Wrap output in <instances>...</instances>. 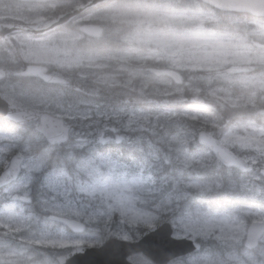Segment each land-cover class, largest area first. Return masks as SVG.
Listing matches in <instances>:
<instances>
[{
  "label": "snow or ice",
  "instance_id": "obj_1",
  "mask_svg": "<svg viewBox=\"0 0 264 264\" xmlns=\"http://www.w3.org/2000/svg\"><path fill=\"white\" fill-rule=\"evenodd\" d=\"M36 8L33 34L15 37L30 58L71 56L77 35L55 33L57 25L98 36L102 29L91 23L111 20L136 24L176 64L207 73L230 61L234 72L250 71L239 62L247 58L242 30L264 17V0H114L110 6L40 0ZM210 23L234 30L209 33ZM156 24L164 30L154 32ZM239 82L264 88V77ZM0 106V127L13 137L0 145V264H264V207L254 212L228 204L236 192L232 165L264 169V125L238 123L223 139L207 132L191 139L184 131L161 154L152 145L145 150L143 137L97 120L75 133V143L50 145L41 137L33 146L20 142L7 103ZM32 119L60 135L49 113ZM189 144L193 159H182ZM233 145L245 150V160L233 156ZM251 198L264 205V187ZM182 239L194 241V251H177L173 241Z\"/></svg>",
  "mask_w": 264,
  "mask_h": 264
},
{
  "label": "rangeland",
  "instance_id": "obj_2",
  "mask_svg": "<svg viewBox=\"0 0 264 264\" xmlns=\"http://www.w3.org/2000/svg\"><path fill=\"white\" fill-rule=\"evenodd\" d=\"M39 3L40 0H0V23L8 20L28 23L34 20L37 15L36 6ZM94 22L101 23L103 21ZM120 25L128 33L129 41L120 53L118 51L106 53L95 51L85 40L77 41L74 46L69 44L72 54L66 58L68 63L53 65L51 68L63 72L73 71L72 75H76L79 82H86L87 95L79 91L74 95L66 96L64 93L62 94L60 88L49 89L47 107L41 112L63 118L65 126L70 129L72 143L77 141L75 133L79 132L82 126L85 128L95 127L97 120L101 122L108 120L112 125L125 131L126 134L143 137V142L148 148L152 145L161 154L168 153L177 134L185 131L188 121L192 124L197 122L192 119L193 117L199 118L216 114L214 113L215 109L210 107L213 109V113L206 109L198 116V110L176 108V103L179 100V103L183 102V96L191 95L194 97V102L200 103L199 105L214 104L215 101L207 94L212 86L206 85L202 81H189L186 76L181 83L177 84L170 76L155 75L152 70H159L163 65L155 59L146 58L148 55L145 49L147 36L129 24ZM20 36L24 35H13L5 42L0 40V67H6L13 71L21 69V65L12 62V58L17 55L16 40L12 38ZM124 38L125 35H123ZM245 67L251 70L236 74L240 78L239 81L250 77L257 79L264 77V64L255 63L245 65ZM13 79H21V77ZM182 84L185 87H181ZM227 87L226 92L218 93L223 97L222 102L225 103L226 110L223 112L225 118L234 117L239 123L249 120L256 121L255 119L259 118L258 114L264 111V88L240 82ZM105 89L114 90V96L109 95ZM119 89L124 90L120 91ZM97 92L100 97L113 100V107L106 109L104 108L107 106L106 103L101 105L97 102L95 100ZM117 95L120 96V99H116ZM118 103H120L119 106ZM10 139L12 138L0 132V145ZM27 141H32L33 146L41 142L39 135L21 139L20 142ZM230 149L238 153L242 160L246 159L244 149L237 145L231 146ZM186 150L188 154L182 156V159H193V146L187 145ZM247 159L250 160V157ZM248 165L251 169H257L255 163H248ZM186 167L190 171V166ZM187 174L188 172H186ZM191 174L195 175L194 172ZM262 181V178L255 174H245L241 178H235L236 187L244 192L253 186H261L256 183Z\"/></svg>",
  "mask_w": 264,
  "mask_h": 264
},
{
  "label": "clouds",
  "instance_id": "obj_3",
  "mask_svg": "<svg viewBox=\"0 0 264 264\" xmlns=\"http://www.w3.org/2000/svg\"><path fill=\"white\" fill-rule=\"evenodd\" d=\"M88 2L94 3V0H88ZM113 2L114 0H102L100 5L110 6ZM28 23L31 26V23ZM106 23L129 24L143 32V30L134 23L120 21L113 22L111 20L106 21ZM252 23L255 27L242 30L246 37L247 58L239 62L245 65H252L255 63L264 64V17L254 18ZM176 27L179 30H184L187 25L178 24ZM152 28L154 32H161L164 30L165 26L162 24H156L153 25ZM225 28L228 30H234L231 25H221L218 23H210L206 25V31L209 33L222 31ZM53 31L55 33H75L77 38L69 42V44H72L73 46L85 36L79 34V28L77 25L69 24L67 22L57 25ZM4 39L9 40V37H5ZM12 39H15V37ZM56 43L57 46L63 47L61 41L57 40ZM70 49L72 52V48ZM145 49L148 53L146 56L147 59H155L163 65L158 72L172 77L177 84L181 83L186 76L189 81H202L206 85L212 86L207 94L215 101V103L209 104L207 107L214 108L216 114H209L200 118L193 117L192 119L197 122L187 125L185 129L191 139L198 140L199 136L204 132L223 139L224 134L236 127L239 123L236 118L229 117L226 119L223 115V112L226 110L225 103L222 102L223 97L219 96L218 93L226 92L228 90L227 86L238 83L240 78L236 74L244 73L245 70L234 72V66L230 61L228 64L223 65L218 71H213L211 73L196 71L187 64L184 66L176 64L165 51L157 48L153 43H150L148 38L145 43ZM16 51L17 55L12 58V62L21 65V74L19 77H26L27 79H13L16 77L13 75L15 71L6 67H0V101L7 103L11 116L15 114L17 118H21L26 115L33 116L46 109L50 91L48 88V82L50 80L48 72L50 67L53 65H63L68 63V61L65 60L62 62L51 58L40 60L30 58L28 50L20 47L18 44ZM33 69H35V71H33ZM246 70L251 69L246 67ZM5 92L9 93L10 96H6L4 94ZM204 147L207 148L210 146L205 145Z\"/></svg>",
  "mask_w": 264,
  "mask_h": 264
},
{
  "label": "flooded vegetation",
  "instance_id": "obj_4",
  "mask_svg": "<svg viewBox=\"0 0 264 264\" xmlns=\"http://www.w3.org/2000/svg\"><path fill=\"white\" fill-rule=\"evenodd\" d=\"M94 3L100 4L102 3V0H94ZM17 24V25H26L30 26L28 23H24L22 21H15V20H8L4 21L0 24ZM91 25L100 27L102 29L101 33L97 37H90L88 35H85L83 39L89 42V46L94 49L95 51H101V52H112V51H118L119 53L123 50L125 46L129 43L128 41V33L126 32L125 28L122 27L120 24H104L103 22L98 23V22H92ZM125 25V24H123ZM32 27V26H31ZM14 35H29V33L25 32H20V33H15ZM123 35H125V38L123 39ZM13 36V35H11ZM7 36V37H11ZM1 41H7L5 39H0ZM125 49V48H124ZM154 71L159 77H163V73H159L158 70H152ZM68 72V73H67ZM72 72H69V70L66 71H58L56 68H51L48 72V74H53V75H59L65 79L64 85H61L60 91L62 94L64 93L66 96H71L76 94L77 92L82 90V87L87 86L86 82H79V79L76 75H72ZM23 79H27L26 77H21ZM48 86H56V85H49ZM109 92H113L114 90L111 89H105ZM124 90V89H119ZM73 92V93H71ZM63 119V118H62ZM64 120V119H63ZM65 122V120H64ZM232 150V149H230ZM233 151V150H232ZM235 154L238 155L235 151H233Z\"/></svg>",
  "mask_w": 264,
  "mask_h": 264
},
{
  "label": "water",
  "instance_id": "obj_5",
  "mask_svg": "<svg viewBox=\"0 0 264 264\" xmlns=\"http://www.w3.org/2000/svg\"><path fill=\"white\" fill-rule=\"evenodd\" d=\"M92 27H97V26H92ZM20 32L33 34L34 29L32 27L23 26V25H13V24L0 25V38H5L6 35H10V34H14V33H20ZM92 37H97V36L93 35ZM49 77H50V80L48 83H64V79H62L58 76L49 75ZM0 111H2V106H0ZM262 114L264 115V111L262 112ZM54 119H56V121H57V127H58V131H59L60 135L50 134V132L45 131L43 128H38L37 126L35 127V130L38 133H40L46 139V141L51 145L64 143L68 137V130L63 125L62 120L58 119V118H54ZM12 120L15 122V124H19V125L36 122L32 119V116H27V115L24 117H21V118H17V116L15 114H13ZM233 156H235V155L233 154ZM235 158L238 160H241L237 156H235ZM226 167H228V166H226ZM231 168L236 169L242 173H245L249 170L247 166L241 168V167H238L236 165H232ZM259 174L264 180V169H260ZM161 227H164V226L162 225ZM68 230L72 231L71 229H68ZM168 230H169V232L171 231L170 228ZM247 231H252L251 225L248 226ZM111 239H116V238H111ZM116 242L120 243V244L129 243V242H124V241H119V240H116ZM104 243L107 244V243H109V241L106 240ZM173 246L181 254H185V253L194 251V241L189 240V239H182V240L173 241ZM102 247H103V245H102ZM94 250L95 249H87L86 251L91 252Z\"/></svg>",
  "mask_w": 264,
  "mask_h": 264
},
{
  "label": "trees",
  "instance_id": "obj_6",
  "mask_svg": "<svg viewBox=\"0 0 264 264\" xmlns=\"http://www.w3.org/2000/svg\"><path fill=\"white\" fill-rule=\"evenodd\" d=\"M181 107V106H180ZM186 106H184L185 108ZM215 113V112H214ZM191 122L188 121L187 125H189ZM15 129L18 130L19 135L21 137V139H26V138H31V136H38V134L34 131L33 126L31 125H26V126H17L15 125ZM0 132L9 135L8 133L12 132V129H6L3 127H0ZM11 136V135H10ZM143 146L145 148V150L148 149V147L145 145V143L143 142ZM125 154H127L125 152ZM123 162V160L121 161ZM234 177L236 179H238L239 177H243L242 174L238 173L235 170H232ZM186 174V173H185ZM250 175L253 174H257L256 170H253L249 173ZM257 184H260L261 186H253L250 188V190H245V192L243 190H241L240 188L236 187V192L234 195L229 196L228 197V204L231 205L234 208H238L241 210H250V211H254V212H259L260 209L262 207H264V205H262V202L259 199H252V193L259 191L261 189V187H264V182H257Z\"/></svg>",
  "mask_w": 264,
  "mask_h": 264
}]
</instances>
